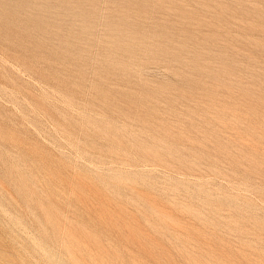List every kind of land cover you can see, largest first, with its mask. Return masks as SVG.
I'll return each instance as SVG.
<instances>
[{
  "label": "rangeland",
  "instance_id": "374dc122",
  "mask_svg": "<svg viewBox=\"0 0 264 264\" xmlns=\"http://www.w3.org/2000/svg\"><path fill=\"white\" fill-rule=\"evenodd\" d=\"M0 264H264V0H0Z\"/></svg>",
  "mask_w": 264,
  "mask_h": 264
}]
</instances>
